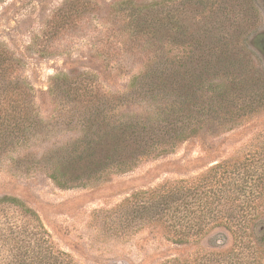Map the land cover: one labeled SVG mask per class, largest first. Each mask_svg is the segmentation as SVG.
<instances>
[{"label": "trees", "instance_id": "trees-1", "mask_svg": "<svg viewBox=\"0 0 264 264\" xmlns=\"http://www.w3.org/2000/svg\"><path fill=\"white\" fill-rule=\"evenodd\" d=\"M261 2L200 1L197 5L202 18L196 23L204 24L196 29L185 26L177 8L180 6L168 8L166 0L148 5L116 3L110 9L116 21L104 23L102 28L112 33L110 42L117 36L130 54L143 59V71L118 96L88 93L81 87L87 82L85 74L58 76L48 89L53 105L49 122L40 119L34 89L19 75L22 62L0 44V163L24 166L27 171L39 166L63 188L68 186L63 180H81L84 176L86 187L112 174L130 172L144 161L172 154L190 139L231 131L230 124L248 115L249 104L252 108L264 103V86H259L262 95L258 101L252 97L246 100L249 79H210L208 74L234 68L247 77L244 53L248 55L252 48L254 39L249 29L256 28V6ZM71 13L75 17L77 12ZM89 15L90 6L84 3V21ZM118 24L122 31H116ZM168 46L183 52L170 55ZM185 46L190 50H183ZM211 56H218L215 68L214 61L204 64ZM73 123L82 128L76 141L51 145L37 161L35 151L29 150L39 147L52 128ZM19 152L23 154L14 158ZM11 201L38 226L37 240L33 245L21 242L20 256L10 264H74L70 255L49 241L38 215L15 199ZM263 201L264 142L254 153L218 162L196 178L136 190L109 212L98 215L108 214L107 221L114 216L120 220L121 233L115 224L113 228L107 225L112 236L128 238L124 234L128 230L136 234L150 229L173 245L206 240L218 252L232 234H245L253 243L254 257L250 260L258 261L264 242V232L258 231L264 223ZM237 264H249V258Z\"/></svg>", "mask_w": 264, "mask_h": 264}, {"label": "rangeland", "instance_id": "rangeland-1", "mask_svg": "<svg viewBox=\"0 0 264 264\" xmlns=\"http://www.w3.org/2000/svg\"><path fill=\"white\" fill-rule=\"evenodd\" d=\"M161 1L164 0H0V44L22 62L19 75L34 89V105L40 119L44 122L51 119L53 105L48 89L60 75L85 74L87 82L84 86L83 81L81 87L88 93L123 94L129 81L143 71L145 63L130 54L117 36L112 41L114 44H110L113 35L102 25L114 23L115 14L112 15L110 9L118 2L148 5ZM166 1L168 8L180 6L177 8L185 26L196 29L204 24L197 26L196 23L202 18L198 5L203 0ZM84 3L89 4L91 10L85 21ZM256 9V28L249 29L254 39L252 48L250 53L247 51L248 55L244 53L247 77L240 71L236 73L234 68L221 73L212 70L208 77L227 76L236 81L247 78L250 81L244 93L246 100L252 97L258 101L262 95L259 86H264V0ZM71 12H77L76 16ZM120 30L118 24L116 31ZM184 49L190 50L186 46ZM167 51L170 55L183 52L174 46H168ZM217 57H207L204 64L207 66L214 61L215 68ZM246 111L248 115L241 122L230 124L231 131L217 137L205 135L190 139L172 154L144 161L130 172L112 174L86 187L84 176L81 180H63L68 185L63 188L39 166L27 171L24 166L15 168L9 162L0 163V264H10L20 256L21 242L33 245L37 240V223L22 208L13 206L17 205L11 201L14 199L38 215L49 241L70 255L74 264H237L247 257L249 264H264V242L260 244L259 260H250L254 257L253 243L244 233V237L232 234L222 252H218L206 240L185 246L173 245L150 229L136 234L128 230L124 233L128 238L112 236L106 229L115 224V229L121 233L120 220L114 216L115 219L107 221L108 214L98 215V212H109L136 190L196 178L218 162L254 153L264 142V103L252 108L249 104ZM81 129L74 123L52 128L45 138V135L40 136L43 140L37 144L39 147L29 151H35L38 161L51 145L72 144ZM22 154L19 152L14 158ZM258 231L264 232V223Z\"/></svg>", "mask_w": 264, "mask_h": 264}]
</instances>
